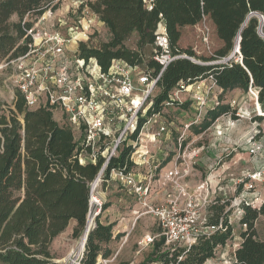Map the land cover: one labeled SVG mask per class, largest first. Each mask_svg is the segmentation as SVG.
I'll return each instance as SVG.
<instances>
[{
    "label": "built area",
    "instance_id": "obj_1",
    "mask_svg": "<svg viewBox=\"0 0 264 264\" xmlns=\"http://www.w3.org/2000/svg\"><path fill=\"white\" fill-rule=\"evenodd\" d=\"M152 1L144 0L149 10L153 8ZM48 11L53 14L51 9ZM46 14L47 11L26 29V36L31 37L26 52L1 62L0 70L9 72L7 84L13 102L20 92L28 108L50 109L60 124L68 125L74 132L79 163L99 164L97 175L90 182L89 212L83 236L58 261L83 264L88 233L96 226V218L107 201L106 190L113 184L139 204L133 209V225L142 216L151 215L161 227L160 233L145 235L138 241V252L159 236L165 238V247L190 248L203 234L223 228L222 220L219 225H209L208 220L210 206L218 197L225 200L219 191L224 189L222 175L228 167L216 172L214 162L209 165L211 172L205 178L193 185L189 180L199 173L200 156L205 149L200 144L203 135L212 130L222 134L229 124H234L233 114L237 120L252 121L256 115L264 119L260 89L251 83L246 91L248 100L253 102L251 109L231 97L226 102L232 111L218 116L201 132L195 128H201L209 109L223 103L220 100L223 88L212 74L197 80H180L159 107L156 99L161 93L159 80L176 59L189 58L201 64L242 62L237 38L230 54L201 61L173 52L166 24L161 19L155 29L150 58L159 64L158 72L148 65L145 57L138 64L115 58L104 69L95 57L86 58L80 50L81 43L95 46L90 40L94 18L71 23H61L59 19L46 24ZM257 16L264 18L259 13ZM206 18L204 15L202 20ZM61 25L65 27L61 29ZM202 35L208 43V35ZM185 108H191L193 115L178 122L179 117L173 110ZM252 123L255 128L260 124L258 118ZM249 152L261 165L234 180L235 195L227 199L230 202L226 207L230 223H233L232 212L241 223L245 206L260 207L264 203L258 188L259 182L264 183V142L253 140ZM222 161L220 157L217 163ZM242 226L247 227L245 223Z\"/></svg>",
    "mask_w": 264,
    "mask_h": 264
},
{
    "label": "trees",
    "instance_id": "obj_2",
    "mask_svg": "<svg viewBox=\"0 0 264 264\" xmlns=\"http://www.w3.org/2000/svg\"><path fill=\"white\" fill-rule=\"evenodd\" d=\"M149 10L144 0H90L86 4L104 23L109 40L88 47L80 44L81 55L95 57L104 69L115 58L131 64L144 61L142 48L153 46L157 23L163 19L174 53H185L202 61H213L230 54L236 38L253 13L264 16V0H153ZM60 0H0V63L13 59L28 49L30 36L26 29L49 9L59 8ZM18 20H11L13 15ZM215 25L223 45L214 56L197 54L193 47L180 45L182 28L196 25L203 16ZM34 19V20H33ZM261 19L253 14L241 31L242 62L201 64L189 58L173 61L164 71L159 86L161 93L157 107L180 80H197L212 74L223 92L219 106L209 109L201 128L205 130L213 120L232 111L227 93L239 88L245 92L252 83L260 89L259 102L264 109V36L259 33ZM264 31V23H263ZM138 34V49L129 48L126 41ZM26 41V43L24 42ZM148 65L160 70L154 59ZM233 117H236L233 114ZM260 121L262 116L257 117ZM77 142L72 129L60 124L50 109H30L25 98L17 92V99L8 108L0 107V264H61L51 251L55 238L77 221L73 236H82L87 222L90 182L97 175L99 164L82 165L76 158ZM122 155L120 160H122ZM230 200L221 197L210 206L209 225L223 228L203 234L190 248L165 247L159 236L151 244L150 254L138 264H205L216 256L219 246L232 240L233 224L228 220L226 207ZM110 206L105 203L96 218V226L89 232L83 264H96L98 258L109 257V245L115 238V222H103L102 213ZM264 214L260 207L245 206L241 223L242 242L236 249L235 264H264V241L258 237L256 221ZM161 232V227L158 226ZM119 264H134L121 261Z\"/></svg>",
    "mask_w": 264,
    "mask_h": 264
},
{
    "label": "rangeland",
    "instance_id": "obj_3",
    "mask_svg": "<svg viewBox=\"0 0 264 264\" xmlns=\"http://www.w3.org/2000/svg\"><path fill=\"white\" fill-rule=\"evenodd\" d=\"M88 1L90 0H60L59 8H57L55 11L52 10L53 14L47 11L46 24H49L53 21L55 22L59 19L61 23L62 21L71 23L79 21V19H85V22H87L88 19L94 18V26L91 29V44L99 45L100 43L108 41L110 36L105 25L102 24L99 17L96 16L87 5H85V7L82 6ZM49 15H51L52 17L49 18ZM11 20H18V16L16 14L13 15ZM64 27V25L60 26L61 29ZM204 33H206L209 37L208 43L203 41L202 34ZM137 42L138 34L133 33L132 36L126 41V45L129 48L138 49ZM223 44V41L220 40L217 35L214 23L208 17L205 20H201L196 25L187 26L183 31V38L181 41V46L193 47L198 55L205 57L214 56L216 50ZM141 50L144 53V57L146 58V60H149L153 53V46L146 45ZM8 73V70H0V107L4 108H8L9 105H12L13 103V100L11 98L12 93L7 84ZM244 93L245 91L240 89V93H238L237 95L242 96ZM234 95L236 94H234L233 91L227 93V97L229 99L231 97L235 98ZM245 95L246 99L248 100V95ZM248 101L251 105H253V102L251 100ZM262 111L264 112L263 109ZM173 112L174 115H177L179 117V119H177V121L179 120L178 122H180L181 120L183 121L187 117H191V115H193V111L191 108H185L183 111L173 110ZM257 117L258 115L254 116L252 121ZM231 121H234V124H229V126L225 128L222 134H218L216 131L212 130L207 133V135L210 134V136L203 135V139L200 142V144H203L205 146V149L200 156V160H202L203 166H206V168L203 167L200 169L202 172V178H205L210 174L211 169L209 168V165L212 163L211 159L213 157L215 160V163H213L214 168H216V172L223 171L221 169L224 163L227 164L226 166H229L228 169L225 170V173H223L222 175L224 179L222 180L221 185L224 189L222 191H219L220 196H222L225 200L232 199L235 195L234 180L241 177L243 174H245V172L253 170L255 166L254 164H252L253 157L249 152L250 143L253 140H261V137L263 138L262 142H264V119H262L261 121L258 119L260 124H256V128L251 120H237V118H234L232 116ZM220 157H222L223 161L218 164L217 162ZM217 169L220 170L217 171ZM111 186L106 190L108 193V199L106 203H109L110 207L112 206L114 207V209L111 211V213L105 211L102 214L103 216H106L102 218L103 221H109L112 215L113 217H118V215L123 213V211L129 210V208H125L123 202L119 200V198L122 197L125 192L119 189L115 184ZM158 188H160L159 184ZM128 197L129 196H127V198ZM232 215L234 227L236 230V236L233 237L232 240L228 241L225 246L218 247L216 252V256L218 258L215 256L217 258L215 259L216 262H219L222 259V256L225 257L223 261L226 259L231 260L233 251L237 247V242L239 241L238 235L241 232L242 224L240 223L239 219L236 218V213L234 214V212H232ZM158 226V221L154 216H142L134 225L133 223L130 224L127 229L128 231L126 232V235L115 238L109 244L112 246L113 253L107 258H103L100 256L96 264H119V262L121 261H129L131 263L138 264L150 254L153 248V245H149L145 247L141 252H137V250L139 249L138 241L145 235H153L154 233H157L159 231ZM113 230L114 232H116V229L113 228ZM82 236L78 237V241ZM105 260H107V262ZM151 264L159 263L153 262Z\"/></svg>",
    "mask_w": 264,
    "mask_h": 264
},
{
    "label": "crops",
    "instance_id": "obj_4",
    "mask_svg": "<svg viewBox=\"0 0 264 264\" xmlns=\"http://www.w3.org/2000/svg\"><path fill=\"white\" fill-rule=\"evenodd\" d=\"M102 22V21H101ZM102 24H104L102 22ZM189 26V25H186L182 28V36H181V39H180V45H181V41H182V38H183V31L184 29H186V27ZM106 27V26H105ZM107 28V27H106ZM108 30V28H107ZM109 32V31H108ZM235 96L236 99L240 100V102L243 104L244 107H246L247 109H251L253 105H251L249 103V101L246 99V92L240 96V95H237L238 93H240V89L239 88H236L234 90H232ZM263 140V138L261 137V141ZM212 155V154H211ZM215 160H214V157L211 159V162L213 163ZM252 164H254V168H257L261 165V161L259 160H256L255 158H252ZM227 164L224 163V165L222 166V169L221 170H224L225 168L229 167V166H226ZM206 168V166H203V162L202 160H200L199 162V173L196 177H192L189 182L193 185L194 183H196L197 181L203 179L202 178V172H201V168ZM253 168V169H254ZM220 169H218L219 171ZM119 188V187H118ZM258 188L260 190V192L262 193V195L264 196V183L263 182H259L258 183ZM124 194V193H123ZM107 195L108 193L106 192L105 196L107 198ZM108 199V198H107ZM119 200H121L125 206V208H129V210H125L123 211V213H121L120 215H118V217H110L109 221H103V222H115V225H114V229H116V232H114V236H116L117 234H120L122 233L121 236H124L126 235V232L128 231V227L130 226V224H132L134 222V214H133V209L135 208H138L139 207V204L136 203L134 200H132L131 197H128L126 196V193L124 195H122V197L119 198ZM106 203V202H105ZM115 206V205H113ZM114 209V207H108L105 211L108 213H111V211ZM119 209V208H118ZM104 211V212H105ZM103 212V213H104ZM102 213V214H103ZM108 215V214H106ZM106 217L105 215L103 216L102 215V218ZM233 224V234H234V237L236 236V230H235V227H234V223ZM77 225V221L76 220H72L70 222V224L68 225V227L65 229V231H63L61 234H59L55 240L53 241L52 245H51V251L52 253L55 255L56 257V260H60L64 257H66L69 253V251L74 247L76 246V244L78 243V237H74L73 236V231H74V228L75 226ZM256 230H257V234H258V237L264 241V214L263 215H260L259 218L257 219L256 221ZM245 228L242 226L241 228V232L242 230H244ZM241 232L240 234L238 235V238H239V241L237 242V247L234 249L233 251V256H232V259L231 260H224L223 259L225 258L224 256H222L220 259L219 262H216L215 259H217L216 257H213L211 259H208L207 260V264H234L235 261H236V255H235V252H236V249L240 247L241 245V242H242V237H241ZM128 234V233H127ZM154 234H157V233H154ZM144 237V236H143ZM138 252V250H137ZM129 262V261H127ZM131 263V262H130ZM205 263V264H206Z\"/></svg>",
    "mask_w": 264,
    "mask_h": 264
},
{
    "label": "water",
    "instance_id": "obj_5",
    "mask_svg": "<svg viewBox=\"0 0 264 264\" xmlns=\"http://www.w3.org/2000/svg\"><path fill=\"white\" fill-rule=\"evenodd\" d=\"M253 14H258V13H251L250 15H249V17L247 18V20L245 21V23L243 24V26H242V28L244 27V25L247 23V21L249 20V18H250V16L251 15H253ZM263 23H264V18L263 19H261V21H260V26H259V33L262 35V36H264V31H263ZM242 28H241V30H240V32H239V34H238V36H237V44H240V41H241V31H242ZM25 43H26V41H24ZM89 234V233H88ZM88 237V236H87Z\"/></svg>",
    "mask_w": 264,
    "mask_h": 264
}]
</instances>
